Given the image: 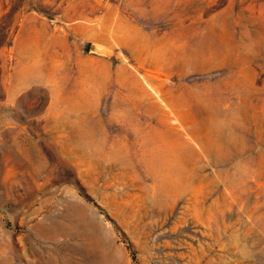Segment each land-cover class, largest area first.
<instances>
[{
    "label": "rangeland",
    "instance_id": "rangeland-1",
    "mask_svg": "<svg viewBox=\"0 0 264 264\" xmlns=\"http://www.w3.org/2000/svg\"><path fill=\"white\" fill-rule=\"evenodd\" d=\"M0 264H264V0H0Z\"/></svg>",
    "mask_w": 264,
    "mask_h": 264
},
{
    "label": "trees",
    "instance_id": "trees-1",
    "mask_svg": "<svg viewBox=\"0 0 264 264\" xmlns=\"http://www.w3.org/2000/svg\"><path fill=\"white\" fill-rule=\"evenodd\" d=\"M129 248H131V246L129 245Z\"/></svg>",
    "mask_w": 264,
    "mask_h": 264
}]
</instances>
